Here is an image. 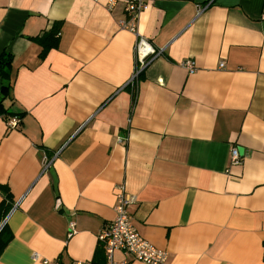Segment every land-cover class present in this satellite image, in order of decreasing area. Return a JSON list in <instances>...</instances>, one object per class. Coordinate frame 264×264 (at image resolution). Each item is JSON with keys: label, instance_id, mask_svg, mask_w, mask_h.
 Masks as SVG:
<instances>
[{"label": "crops", "instance_id": "obj_1", "mask_svg": "<svg viewBox=\"0 0 264 264\" xmlns=\"http://www.w3.org/2000/svg\"><path fill=\"white\" fill-rule=\"evenodd\" d=\"M107 1L0 0V55L13 54L0 93L12 84L4 104L21 118L10 128L0 114V183L13 195L0 264L105 263L98 234L122 184L168 264H264V0H152L138 31L163 53L135 86L137 35ZM59 20L41 60L31 36Z\"/></svg>", "mask_w": 264, "mask_h": 264}, {"label": "built area", "instance_id": "obj_2", "mask_svg": "<svg viewBox=\"0 0 264 264\" xmlns=\"http://www.w3.org/2000/svg\"><path fill=\"white\" fill-rule=\"evenodd\" d=\"M152 0H108L107 8L113 10L120 2L124 5L126 19L120 21L121 27L128 28L137 35L135 43V69L130 80L125 86H135L139 75L150 64H152L163 53V49L157 48L143 34L138 31V20L140 15L146 10ZM183 66L194 72L197 70V64L194 59L188 58L182 62ZM224 66V62L220 63V67ZM21 118L18 115L8 120L10 128L19 126ZM232 164L241 163V153L238 147L231 150ZM51 166V161L44 156L43 172L47 171ZM117 202L115 206L116 215L112 221L105 225L98 234V240L104 244L105 263L106 264H130L128 259L118 260L115 257L117 251H124L147 264H168L169 252L161 249L147 240L135 227L132 221L131 205L135 202V196L128 193L124 184L117 188ZM73 227V225H72ZM33 257L37 259L39 254L34 253ZM45 264H93L91 261L74 260L65 263L56 259L54 261L44 258Z\"/></svg>", "mask_w": 264, "mask_h": 264}, {"label": "trees", "instance_id": "obj_3", "mask_svg": "<svg viewBox=\"0 0 264 264\" xmlns=\"http://www.w3.org/2000/svg\"><path fill=\"white\" fill-rule=\"evenodd\" d=\"M61 27H62V21L59 20L56 21L50 29L45 30L44 32H42L37 36H31V38L41 46V51L39 54L41 60H43L47 56V53L49 52L50 49L58 46ZM12 63H13V54L9 50L4 49L0 55V75L2 78L4 79L10 78ZM11 86L12 84H10V82L9 83L4 82L0 93L2 96V99H0V114L4 117L6 121H8L11 117L19 114L9 111V109L4 104V99L10 95ZM0 191H2L3 193L2 194L3 199L0 202V225H1L13 206V195L10 191V188L2 183H0ZM12 238H13V233L11 232L8 223L5 222L0 230V254L10 243ZM263 247H264V243H263ZM99 252L100 251L97 250L96 254L98 255ZM263 259H264V254H263ZM96 264H105V263H103L101 259V261L96 262Z\"/></svg>", "mask_w": 264, "mask_h": 264}, {"label": "water", "instance_id": "obj_4", "mask_svg": "<svg viewBox=\"0 0 264 264\" xmlns=\"http://www.w3.org/2000/svg\"><path fill=\"white\" fill-rule=\"evenodd\" d=\"M241 149V148H240ZM240 151H242V150H240ZM7 220V219H6ZM6 220L1 224V226H0V230H1V228H2V226H3V224L6 222Z\"/></svg>", "mask_w": 264, "mask_h": 264}, {"label": "rangeland", "instance_id": "obj_5", "mask_svg": "<svg viewBox=\"0 0 264 264\" xmlns=\"http://www.w3.org/2000/svg\"><path fill=\"white\" fill-rule=\"evenodd\" d=\"M103 244V243H102ZM103 246H104V244H103Z\"/></svg>", "mask_w": 264, "mask_h": 264}]
</instances>
